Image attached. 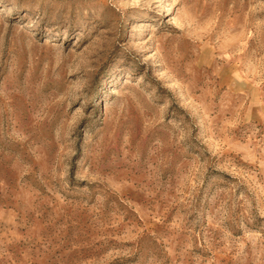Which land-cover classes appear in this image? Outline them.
<instances>
[{
  "label": "rangeland",
  "instance_id": "obj_1",
  "mask_svg": "<svg viewBox=\"0 0 264 264\" xmlns=\"http://www.w3.org/2000/svg\"><path fill=\"white\" fill-rule=\"evenodd\" d=\"M0 264H264V0H0Z\"/></svg>",
  "mask_w": 264,
  "mask_h": 264
}]
</instances>
